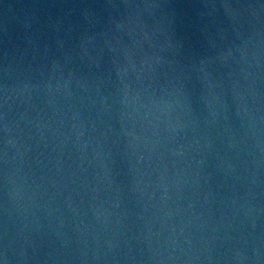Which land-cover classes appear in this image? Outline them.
I'll list each match as a JSON object with an SVG mask.
<instances>
[{
	"label": "water",
	"instance_id": "water-1",
	"mask_svg": "<svg viewBox=\"0 0 264 264\" xmlns=\"http://www.w3.org/2000/svg\"><path fill=\"white\" fill-rule=\"evenodd\" d=\"M0 264H264V0H0Z\"/></svg>",
	"mask_w": 264,
	"mask_h": 264
}]
</instances>
